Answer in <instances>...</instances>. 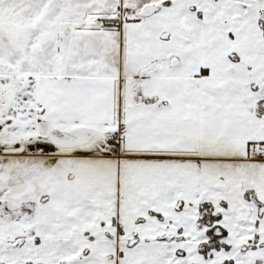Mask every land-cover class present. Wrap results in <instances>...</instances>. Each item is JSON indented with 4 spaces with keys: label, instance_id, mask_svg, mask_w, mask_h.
<instances>
[{
    "label": "snow or ice",
    "instance_id": "snow-or-ice-1",
    "mask_svg": "<svg viewBox=\"0 0 264 264\" xmlns=\"http://www.w3.org/2000/svg\"><path fill=\"white\" fill-rule=\"evenodd\" d=\"M0 264H264V0H0Z\"/></svg>",
    "mask_w": 264,
    "mask_h": 264
}]
</instances>
